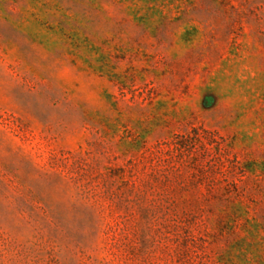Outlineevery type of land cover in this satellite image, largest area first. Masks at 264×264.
<instances>
[{
	"label": "rangeland",
	"instance_id": "1",
	"mask_svg": "<svg viewBox=\"0 0 264 264\" xmlns=\"http://www.w3.org/2000/svg\"><path fill=\"white\" fill-rule=\"evenodd\" d=\"M0 264H264V0H0Z\"/></svg>",
	"mask_w": 264,
	"mask_h": 264
}]
</instances>
